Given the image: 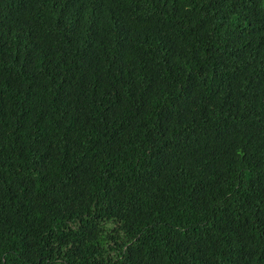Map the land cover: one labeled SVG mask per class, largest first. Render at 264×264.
Wrapping results in <instances>:
<instances>
[{
	"label": "trees",
	"instance_id": "1",
	"mask_svg": "<svg viewBox=\"0 0 264 264\" xmlns=\"http://www.w3.org/2000/svg\"><path fill=\"white\" fill-rule=\"evenodd\" d=\"M0 264H264V0H0Z\"/></svg>",
	"mask_w": 264,
	"mask_h": 264
}]
</instances>
